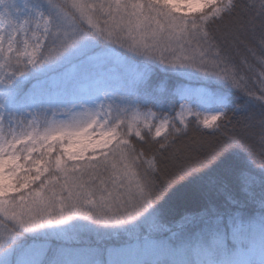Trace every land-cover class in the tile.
Segmentation results:
<instances>
[{
  "label": "snow or ice",
  "instance_id": "snow-or-ice-1",
  "mask_svg": "<svg viewBox=\"0 0 264 264\" xmlns=\"http://www.w3.org/2000/svg\"><path fill=\"white\" fill-rule=\"evenodd\" d=\"M57 72L54 94L40 77ZM230 114L238 131L211 155L181 143L189 117L214 135ZM172 198L195 202L175 230ZM149 220L108 264H264V0H0V264H103L102 241Z\"/></svg>",
  "mask_w": 264,
  "mask_h": 264
},
{
  "label": "trees",
  "instance_id": "trees-1",
  "mask_svg": "<svg viewBox=\"0 0 264 264\" xmlns=\"http://www.w3.org/2000/svg\"><path fill=\"white\" fill-rule=\"evenodd\" d=\"M236 63L239 65L241 72H243L247 77H248V86L250 90L255 92L257 95L260 94L259 91V85L254 82V76L253 73L248 71V69L240 65V59L239 57L236 58ZM131 67V65H129ZM157 67H159L157 65ZM125 73H126V68L124 66H116L114 68L112 74L110 75L112 78H108L107 80V86L112 88V89H121L124 87L125 84ZM59 74L56 73H49L47 77L41 76V80H47V86L51 88L52 92L55 94L57 92H62L65 85L63 84L62 81L57 79L55 83H53V77H58ZM165 79L164 75L162 73H158L153 76L152 78V86L156 87ZM36 81L33 80L31 83L26 84V88L31 87L32 83H35ZM186 83V81H183L182 78L176 77L174 80H168L166 87L171 88L174 83ZM95 82L94 81H86L84 84H81L80 82L75 85L78 89L81 91H87L91 88H94ZM233 100L236 103H242L240 100H236L235 96L233 97ZM165 104H170L174 103L175 104V112L174 111H167V115L169 116H175L176 112L179 111V105L182 103L180 101L179 96H176L175 98L168 97L167 99L164 100ZM149 108H151L153 111H159L158 107L153 106L152 104L148 105ZM253 111L259 112V105L257 104L253 109ZM242 118V114H237L235 116H232L230 114L229 120L230 122L226 121L225 124L222 126L221 130L214 135H206L202 134L201 132L197 131L195 129L194 123H192V118L189 117L190 121V128H189V133L188 136L185 137L181 143H188L190 140L193 138L197 140H202L203 145L200 149V151L203 154L206 155H211L212 151L214 149H218L220 145L225 141V139L228 136L234 135L236 131H238V124L237 122ZM135 141V138H133ZM136 146L138 148L144 147L146 151L149 150V145L144 144L142 145L140 142H136ZM162 179L166 180H174L175 176L174 174L169 171L166 175L162 176ZM195 207V202L190 201V200H176L175 198H172L169 200L167 203L164 204L165 212L163 215V223L165 224L166 227H172L174 229V224L176 221L179 220L180 216L183 215L187 210L194 208ZM152 224V221L149 220L145 222L144 229L143 230H134L133 234H128V233H121L120 235L116 236H111L101 243V248L102 252L101 254L97 257L101 261H103V264H108L109 260L111 259L109 255V249H119L123 248L124 246L130 245L133 247L135 241H142V238L146 232H148L149 226ZM175 230V229H174ZM171 236V233H163V232H152L151 238L153 240H158V241H165L168 237ZM96 239L95 234H92L90 236H86L84 238V241L81 243H73L71 246L72 247H83L86 246V244L89 241L94 242ZM94 246V245H93ZM126 248V247H125ZM143 258H152V257H143Z\"/></svg>",
  "mask_w": 264,
  "mask_h": 264
},
{
  "label": "rangeland",
  "instance_id": "rangeland-1",
  "mask_svg": "<svg viewBox=\"0 0 264 264\" xmlns=\"http://www.w3.org/2000/svg\"><path fill=\"white\" fill-rule=\"evenodd\" d=\"M127 57H128V66L129 65H131V66H135L139 61H140V59L141 58H139V57H135L133 54H131V53H127ZM116 66H118V65H115L114 64V66H113V68H116ZM119 66H121V65H119ZM60 71H63L62 69L60 70ZM57 74H59V72H57ZM54 75H56V73H54ZM109 78H112L111 76L109 77ZM86 81H81L80 83L81 84H84ZM138 243H142V241L140 242V241H135L134 242V246H136ZM133 246V247H134ZM129 248V247H132L131 246V244L130 245H127V246H124L123 248ZM141 258H143V257H141Z\"/></svg>",
  "mask_w": 264,
  "mask_h": 264
}]
</instances>
